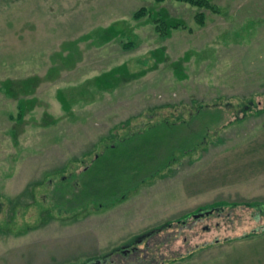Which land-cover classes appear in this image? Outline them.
I'll list each match as a JSON object with an SVG mask.
<instances>
[{
    "label": "rangeland",
    "instance_id": "1",
    "mask_svg": "<svg viewBox=\"0 0 264 264\" xmlns=\"http://www.w3.org/2000/svg\"><path fill=\"white\" fill-rule=\"evenodd\" d=\"M212 2L200 25L178 0H0V264H264V0ZM142 6L186 26L160 36ZM200 104L223 118L129 197L51 206L108 142Z\"/></svg>",
    "mask_w": 264,
    "mask_h": 264
},
{
    "label": "trees",
    "instance_id": "2",
    "mask_svg": "<svg viewBox=\"0 0 264 264\" xmlns=\"http://www.w3.org/2000/svg\"><path fill=\"white\" fill-rule=\"evenodd\" d=\"M156 1L164 2L166 0ZM178 1L186 2L200 9L195 14V20L200 25H204L207 19L202 9L218 11L217 5L212 0ZM133 16L136 19L150 17L156 32L163 37L170 35L173 28L186 26L182 20L169 23L164 16L154 15L153 11L146 6L134 11ZM132 45L131 42L124 46L132 47ZM249 102L254 105L250 109L257 107L253 99ZM248 103H244V110L250 107ZM257 104L259 105L260 102L258 101ZM210 106L216 107L211 104H200L188 119L185 117L175 120L161 119L143 129L133 130L121 137L114 138L102 150L94 153L93 158L83 170L76 169L69 173H63L57 183L59 190H52L48 193L49 203L59 214L61 213V216L63 215L62 218L67 219L82 213V211H90L88 204L96 203L97 205L94 207L98 209L101 206L115 204L126 199L139 186L143 187L147 179L156 178L163 169L170 167L176 162L179 155L197 150L202 141L207 138L211 123L223 118L220 110L211 111ZM22 108H20L19 117L22 115ZM259 111L258 109L256 112ZM245 113L247 114V111ZM128 122L129 120L124 123ZM230 123L232 122L228 124ZM81 160L83 161L84 158ZM227 201L220 199L209 207L201 206L194 213L188 212L177 219H171L144 232L142 236L148 239L156 232L173 227L174 222L184 224L189 221L192 215L194 218L201 217L204 213L209 216L213 207L217 209L220 204L229 202ZM233 203L239 202L233 201ZM96 209L93 208L92 212ZM117 252L124 255L122 250L116 248L106 252L103 256H98L95 261L102 257L104 259L113 256ZM100 264L107 263L101 262Z\"/></svg>",
    "mask_w": 264,
    "mask_h": 264
},
{
    "label": "flooded vegetation",
    "instance_id": "3",
    "mask_svg": "<svg viewBox=\"0 0 264 264\" xmlns=\"http://www.w3.org/2000/svg\"><path fill=\"white\" fill-rule=\"evenodd\" d=\"M205 216H208V215H205V213H204L201 217H197L195 220H199V219H201V218H203V217H205ZM121 250H122V249H121ZM126 250H127V249H126ZM126 250H122L123 253H125ZM120 253H121V252H118V253H116V254H120ZM106 258H110V260L105 261ZM106 258H104V259H99V261L106 262V263H108V264H112V262H113L112 257L110 256V257H106ZM92 264H100V263L97 262V261H95V262H93Z\"/></svg>",
    "mask_w": 264,
    "mask_h": 264
}]
</instances>
